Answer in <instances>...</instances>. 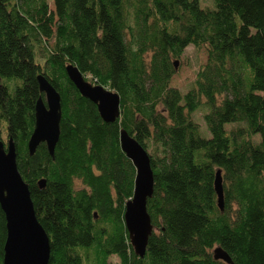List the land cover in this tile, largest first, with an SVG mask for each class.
<instances>
[{"label": "trees", "instance_id": "16d2710c", "mask_svg": "<svg viewBox=\"0 0 264 264\" xmlns=\"http://www.w3.org/2000/svg\"><path fill=\"white\" fill-rule=\"evenodd\" d=\"M213 1L214 9L200 0H54L52 11L48 0H0V134L17 145L51 239L49 264H87L92 254L94 264L115 255L121 264H226L215 260L217 247L233 264H264V0ZM190 45L208 46V61L183 94L171 83ZM69 63L120 95L116 123L80 94ZM41 74L62 97L55 159L46 144L32 157L28 150L45 97ZM203 99L209 139L193 119ZM238 123L246 126L227 130ZM122 130L154 148V231L144 259L125 223L136 168L121 148ZM6 240L0 205V264Z\"/></svg>", "mask_w": 264, "mask_h": 264}, {"label": "water", "instance_id": "95a60500", "mask_svg": "<svg viewBox=\"0 0 264 264\" xmlns=\"http://www.w3.org/2000/svg\"><path fill=\"white\" fill-rule=\"evenodd\" d=\"M175 66L177 68L178 61ZM66 73L80 94L97 105L104 122L113 124L121 118V97L118 93L91 83L73 63L66 66ZM38 81L45 97L36 104L35 129L28 143L29 155L34 156L38 147L46 144L55 159L63 118L62 97L44 74L38 76ZM120 143L136 168L135 191L126 205L125 223L135 254L144 259L154 231L148 212V202L154 195V170L148 151L126 130L121 131ZM18 156V148L12 138L7 144L0 141V205L7 221L3 264H49L51 239L38 219L30 186L19 170ZM215 185L219 208L223 212L225 197L221 171L217 173ZM39 186L45 188L46 180L42 179ZM214 258L233 264L222 247L214 249Z\"/></svg>", "mask_w": 264, "mask_h": 264}, {"label": "rangeland", "instance_id": "374dc122", "mask_svg": "<svg viewBox=\"0 0 264 264\" xmlns=\"http://www.w3.org/2000/svg\"><path fill=\"white\" fill-rule=\"evenodd\" d=\"M50 9L52 11L55 10V3L54 0H48ZM201 6L204 8H210L214 9V1L213 0H200ZM133 9H131L132 13ZM45 45V44H44ZM44 45H37V57L40 62H44V56H45V47ZM208 61V46L204 45L201 47H196L194 45H190L184 55L178 59V66H177V73L172 79L171 86L179 89L183 92V94H186L191 89L194 88L195 82L198 76L199 71L202 69L203 66ZM10 92L13 94V91L10 90ZM210 112V107L205 104V100L203 99V105L193 114V119L196 121V123L199 124L201 129V136L209 139L211 138V133L207 127L206 121H205V115ZM246 125L244 123H238V124H229L227 125V130H233L235 128L245 127ZM0 138L3 142L7 144L8 139L6 136V133L3 132L0 134ZM255 142L260 141L259 136L254 137ZM148 152L151 155H154V148L152 145L150 146ZM77 186L80 187V183H77ZM94 255H91V260L87 262V264H94ZM109 262L111 264H121L120 259L118 256H112L109 259Z\"/></svg>", "mask_w": 264, "mask_h": 264}]
</instances>
